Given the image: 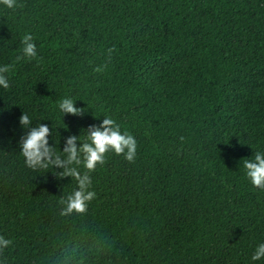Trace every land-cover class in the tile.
I'll list each match as a JSON object with an SVG mask.
<instances>
[{"label": "trees", "instance_id": "1", "mask_svg": "<svg viewBox=\"0 0 264 264\" xmlns=\"http://www.w3.org/2000/svg\"><path fill=\"white\" fill-rule=\"evenodd\" d=\"M18 5L0 4V66L13 65L0 86V236L12 241L0 264H264L252 260L264 190L243 166L264 153V0ZM25 34L37 56L17 62ZM64 98L83 117L64 116ZM24 112L58 152L111 117L135 137L134 162L109 152L87 211L62 216L77 182L26 166Z\"/></svg>", "mask_w": 264, "mask_h": 264}, {"label": "clouds", "instance_id": "2", "mask_svg": "<svg viewBox=\"0 0 264 264\" xmlns=\"http://www.w3.org/2000/svg\"><path fill=\"white\" fill-rule=\"evenodd\" d=\"M0 4L8 9L23 7L18 5V0H0ZM22 55L17 57V62L24 58H35L37 56L36 44L33 42L31 34H25L22 40ZM114 48L108 50L109 60ZM13 65L0 66V86L8 89L10 84L7 73L12 70ZM107 64L94 68L97 73L103 72ZM58 107L65 115L83 117L86 109L76 107V101L71 98L62 99ZM20 124L27 129V134L21 138V154L25 158L26 166L33 169H62L57 175L59 178L74 179L77 182V189L74 190L67 199H61L60 203L65 205L61 211L62 216H68L73 213L83 214L87 211L88 204L95 197V191L90 190L92 179L89 173L94 172L97 166L105 163L106 155L114 152L117 155H123L129 162H134L137 152V141L135 137L127 131L122 132L120 125L111 117L103 118L99 126H90L86 133V139L81 141V136L72 135L66 140L63 151L59 152L56 147L50 146L49 136L52 131L45 124L32 126V121L27 113L20 117ZM183 139V138H181ZM78 143L80 146L78 147ZM87 170L81 172L79 166ZM243 166L246 169L247 177L251 183L259 189L264 190V153L255 152L251 160H243ZM12 241L0 236V251L7 248ZM264 258V244H260L254 255L253 261Z\"/></svg>", "mask_w": 264, "mask_h": 264}]
</instances>
